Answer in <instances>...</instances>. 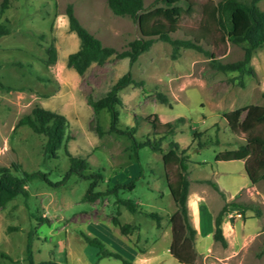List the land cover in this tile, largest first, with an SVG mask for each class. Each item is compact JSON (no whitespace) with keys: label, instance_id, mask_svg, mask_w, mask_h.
<instances>
[{"label":"rangeland","instance_id":"1","mask_svg":"<svg viewBox=\"0 0 264 264\" xmlns=\"http://www.w3.org/2000/svg\"><path fill=\"white\" fill-rule=\"evenodd\" d=\"M154 1L144 0V4L152 7ZM195 1V11L182 16L181 27L172 37L194 38L200 32L206 0ZM68 3H73L82 24L104 45L122 51L141 36L138 22L115 14L108 0H10V7L0 11V23L11 29L0 36V166L10 167L19 176L23 170H40L52 182L33 179L26 186V197H15L0 206V264H23L29 237L35 262L123 264L114 257L99 258V249L88 244L81 232L101 238L107 248L138 264H182L170 253V217L176 205L167 184L163 154L171 141L180 142L189 160L188 205L197 230L198 264H264V180L252 183L244 160L215 159L216 153L246 142L245 133L231 130L224 113L249 104L264 105V44L253 51L243 75L216 70L211 58L194 48L183 47L173 58L172 45L160 39L132 65L128 57L113 56L79 74L67 61L80 45L76 33L69 29ZM258 5L264 9V0ZM200 43L222 62L244 57L245 43L227 40L215 46L211 39ZM51 44L57 48L54 63L48 62ZM129 70L144 83H131L119 92L120 126H136L138 142L159 136L150 122L156 114L162 122L186 118L174 135L162 140L163 151L142 147L140 162L131 139L109 131V112L102 109L95 114L89 102L104 95ZM159 92L169 103L159 100ZM38 104L64 114L69 121L67 139L56 156L44 153L43 134L19 125L20 118ZM194 130L201 132L202 140L219 142L198 149ZM67 151L88 160L86 174L102 172L96 190L128 183L140 174L136 187L119 195L143 209L157 211L162 225L140 211L130 212L113 194L84 200L88 178L72 176L58 185L70 167ZM211 181L224 188L219 187L224 195ZM225 202L231 203L223 224L227 246L213 238L214 217ZM32 214L47 219L36 220ZM114 216L121 224L130 222L138 227L123 234L112 223Z\"/></svg>","mask_w":264,"mask_h":264},{"label":"trees","instance_id":"2","mask_svg":"<svg viewBox=\"0 0 264 264\" xmlns=\"http://www.w3.org/2000/svg\"><path fill=\"white\" fill-rule=\"evenodd\" d=\"M260 0H206L202 5V20L200 32L194 38H174L172 34L181 27V18L185 14L190 15L195 11V0H155L152 7H146L144 0H108L111 10L117 15H128L139 24L141 36L129 43V48L118 51L116 48L104 45L102 40L91 33L85 27L75 13L73 3L66 6L69 29L76 33L80 40L79 48L68 55L67 61L79 74H83L93 63L103 64L109 58L128 57L130 65L135 63L140 54L148 51L153 43L160 39L172 45V56L177 58L181 48H194L204 52L211 58L213 68L222 72L238 71L241 75L248 72L247 65L251 61L253 51L264 44V9L260 8ZM10 7V0H2L0 11L3 13ZM11 31L7 24L0 23V36L9 34ZM202 39L209 40L219 45V41L230 40L234 43H245V53L242 60L235 62H222L218 59L214 51L204 48L200 43ZM48 62L54 63L57 60V48L54 44L47 47ZM131 83L143 85V81H137L131 71H127L112 84L110 89L99 98H90L95 114L102 109H106L110 115L109 131L120 135H126L131 139V146L139 159V150L144 146H149L154 150H161L162 140L170 135H174L177 127L185 121L184 116H179L173 121L162 122L156 114L150 121L155 134L159 135L154 140L138 142L135 138L136 126L122 128L120 126V113L118 105L122 103L119 92ZM158 98L163 103H169L168 97L158 93ZM229 127L232 131L245 133L246 142L240 144L236 149H227L216 153V161L220 160H244V168L252 183L264 180V105L249 104L224 113ZM19 125L29 126L34 132L45 136L43 151L48 156H56L57 151L67 139V129L69 121L64 114L54 110L36 105L31 113L23 115L19 120ZM97 127L100 132L102 128ZM193 138L198 140V149L206 148L217 144L216 140H202L201 132L194 130ZM70 167L64 179L57 184H62L72 176L90 179L87 191L83 199L94 201L113 194L130 212L140 211L153 218L157 225H162V216L157 211H148L139 207L132 199H123L119 193L123 190H133L136 187L139 176H136L128 183H117L105 190H96L99 181L103 179L100 171L86 174L89 169V162L83 156H76L67 151ZM164 167L166 171L167 184L176 205V210L170 217L172 229V241L170 253L182 264H198L199 252L196 249L197 230L191 223L189 215V164L188 157L181 151V144L178 141L169 143V150L163 154ZM17 170H21L15 165ZM142 172V168H141ZM140 172V173H141ZM42 179L52 183L46 172L43 171H22V175L15 174L10 167L0 166V206L6 205L10 200L18 196H27V184L33 179ZM211 184L222 194L216 182ZM231 203L225 202L223 207L214 217L213 238L223 246H227L228 241L224 234V217L228 212ZM238 205V204H232ZM36 220H46L36 214H32ZM112 223L120 228L123 234H129L131 230L138 226L130 222L121 224L119 218L114 216ZM84 240L99 249V258L114 257L123 264H138L123 255L117 250L106 247L104 241L97 237L81 232ZM29 237L26 257L23 264H49L50 261H34L33 249Z\"/></svg>","mask_w":264,"mask_h":264},{"label":"crops","instance_id":"3","mask_svg":"<svg viewBox=\"0 0 264 264\" xmlns=\"http://www.w3.org/2000/svg\"><path fill=\"white\" fill-rule=\"evenodd\" d=\"M219 187H220L221 189H224V188H223L222 186H220V185H219ZM223 224H224V223H223Z\"/></svg>","mask_w":264,"mask_h":264}]
</instances>
